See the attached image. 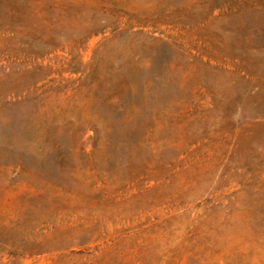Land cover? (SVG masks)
Instances as JSON below:
<instances>
[{
	"label": "rangeland",
	"instance_id": "rangeland-1",
	"mask_svg": "<svg viewBox=\"0 0 264 264\" xmlns=\"http://www.w3.org/2000/svg\"><path fill=\"white\" fill-rule=\"evenodd\" d=\"M263 143L264 0H0V264H264Z\"/></svg>",
	"mask_w": 264,
	"mask_h": 264
},
{
	"label": "bare ground",
	"instance_id": "bare-ground-1",
	"mask_svg": "<svg viewBox=\"0 0 264 264\" xmlns=\"http://www.w3.org/2000/svg\"><path fill=\"white\" fill-rule=\"evenodd\" d=\"M133 38V37H132ZM116 39V38H115ZM118 39V38H117ZM121 40V39H119ZM128 43V42H127ZM122 44V43H121ZM244 155H245V160H248L250 162H252V165L253 167H256V171L255 173L256 174H260V177H261V181L256 184L255 186L251 187L248 191H246L247 193H251V192H254V195L253 197H251V195L249 194H245V200L246 201H253L254 202V215L257 216L258 214L261 216V217H258L259 219H263L264 218V214L262 213H259V212H262L260 210H258L259 207L261 206H264V143L260 146H252L251 148H248L247 150H245L244 152ZM248 169V168H246ZM236 170V169H235ZM240 171V170H239ZM228 172V171H227ZM244 173L243 169L239 172V174H237L235 177H234V182L238 181L240 178H242V174ZM251 175V174H250ZM222 181V180H221ZM231 182V181H230ZM233 185V184H232ZM245 189V188H244ZM234 197V196H233ZM242 198V197H241ZM227 199V198H226ZM229 199V198H228ZM227 199V200H228ZM224 208H226V206H224ZM224 208H221V209H224ZM243 209V208H242ZM261 209V208H260ZM263 209V208H262ZM261 209V210H262ZM222 211V210H221ZM229 212V211H228ZM248 212V211H247ZM225 213V212H224ZM228 214V213H227ZM220 216V215H219ZM241 217V216H240ZM223 218V217H222ZM219 219V218H218ZM217 219V220H218ZM235 220V219H234ZM253 220V219H252ZM256 220V219H255ZM241 222V221H240ZM244 222V221H243ZM263 222V221H262ZM222 223V221L220 222ZM235 223V222H234ZM237 223V222H236ZM256 223V221L254 222ZM255 225V224H254ZM260 225V224H258ZM234 226V225H232ZM236 226V224H235ZM246 226V225H244ZM263 226V225H262ZM222 227V226H221ZM242 227V226H241ZM237 228H240V227H237ZM264 228V226H263ZM230 229V228H229ZM241 229H244V227L240 228ZM225 231V229H224ZM229 231V230H228ZM247 231V229H246ZM230 232V231H229ZM245 232V230H244ZM253 232V231H252ZM262 234V233H261ZM245 237V236H244ZM251 242V241H250ZM264 252V250H263ZM260 254V253H259Z\"/></svg>",
	"mask_w": 264,
	"mask_h": 264
}]
</instances>
